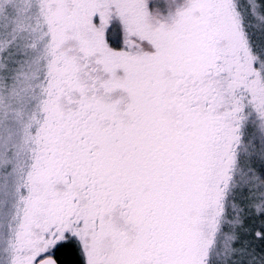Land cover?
Segmentation results:
<instances>
[{
  "label": "snow or ice",
  "instance_id": "6c2138e0",
  "mask_svg": "<svg viewBox=\"0 0 264 264\" xmlns=\"http://www.w3.org/2000/svg\"><path fill=\"white\" fill-rule=\"evenodd\" d=\"M0 264H264V0H0Z\"/></svg>",
  "mask_w": 264,
  "mask_h": 264
}]
</instances>
